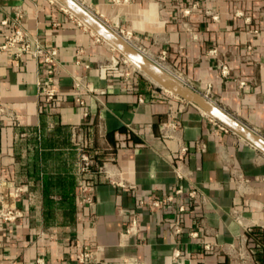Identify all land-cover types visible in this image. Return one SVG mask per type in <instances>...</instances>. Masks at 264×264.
Segmentation results:
<instances>
[{
	"label": "crops",
	"instance_id": "crops-1",
	"mask_svg": "<svg viewBox=\"0 0 264 264\" xmlns=\"http://www.w3.org/2000/svg\"><path fill=\"white\" fill-rule=\"evenodd\" d=\"M79 1L110 25L134 31L151 49L167 50L188 84L264 136V0ZM18 11L31 36L58 48L60 93L57 112L46 113L38 86L46 75L43 59L0 56L2 102L15 115L0 117V195L23 211L14 222L0 220V264H38V258L79 264L77 241L100 244L107 264H178L181 258L261 264L264 153L143 73L127 78L119 51L58 1L0 0V45L11 31L3 21ZM75 77L86 88L77 91ZM79 92L84 106L74 101ZM165 120L179 122L178 138L190 147L189 179L176 176L180 142L162 136ZM129 127L137 130L133 145L116 150L112 160L116 135ZM79 141L98 151L115 178L136 188L117 187L100 174L95 204L81 206ZM14 186L27 191L18 198ZM177 188L184 193L166 201ZM155 200L165 203L155 208ZM134 218L137 232L125 239ZM204 244L217 245L219 253L205 251Z\"/></svg>",
	"mask_w": 264,
	"mask_h": 264
},
{
	"label": "built area",
	"instance_id": "built-area-1",
	"mask_svg": "<svg viewBox=\"0 0 264 264\" xmlns=\"http://www.w3.org/2000/svg\"><path fill=\"white\" fill-rule=\"evenodd\" d=\"M51 2H57L56 0H51ZM195 4L192 6L194 8ZM191 8L185 11V14L190 13ZM72 14V13H71ZM71 16L74 17L72 14ZM99 17V16H98ZM216 17V16H214ZM24 13L18 11L16 15L11 18V20H4L3 24L9 26L11 31L5 36L4 42L0 45V56L3 54L14 55L15 58H22L25 55L31 54L38 59L42 58V63L47 66L46 75L44 79H39V101L43 110L48 114H54L57 112L56 102L59 96V88L56 86V78L60 72V59L59 50L57 47H47L45 44L40 42L37 38L31 36L28 30L23 24ZM76 18V17H75ZM102 19L101 17H99ZM103 20V19H102ZM111 28H113L122 37L126 38L135 48L141 51L144 55L150 57L157 64L169 69L175 76L181 80L188 83L182 74L170 61L169 52L167 50L155 51L150 47L143 44L139 36L135 34L132 30H127L119 25L116 27L110 25L108 22L103 20ZM81 24L82 22L79 21ZM121 65L119 69L124 72L127 78L132 77L133 73L140 72L138 68L127 58L121 57ZM77 62L79 60L77 59ZM223 71L226 73L227 65L223 64ZM80 77H75L74 87L77 91L82 90L85 87L84 82ZM88 91L93 93L94 96L102 93L101 90H96L93 88H87ZM208 96V95H207ZM209 97V96H208ZM210 98V97H209ZM74 101L79 106H84L86 104L85 99L81 96L80 92L74 96ZM84 115H88V112H84ZM9 116L15 117L13 112H10L7 107L2 102V94L0 92V117ZM210 117V116H209ZM212 122L217 124L222 130L229 132L231 131L225 125L217 121L216 119L210 117ZM181 129V125L176 120H165L161 124V134L165 138H178V132ZM133 133H137V130L133 127H129V130L125 133H118L116 135V144L114 152L112 153L111 159H115V151L121 148L132 146V136ZM179 156L177 159V165L175 166L176 176L180 179H189L192 174L188 171L185 165V157L190 151V147L180 141ZM76 149L78 151V184H77V196L78 202L81 206H90L96 202V188L97 184L95 178L97 175L105 174L104 177L107 178L112 184L117 187L122 188H136L135 184H128L123 180L117 179L114 175L107 169L106 162H100L97 158L98 151L91 152L89 150V145L87 142L79 141L76 142ZM14 194L16 197H21L26 191V186H14ZM184 193L183 188H177L174 193L168 195L166 201H172L175 195H180ZM197 194V188L192 187L188 192L190 197H195ZM0 220L2 222L11 223L14 222L19 217L23 216V211L15 206H8L4 203V197L0 195ZM165 203V200H155L152 202L153 207H161ZM180 210H185V206H180ZM138 222L134 218L130 225L124 230L123 236L128 239L130 236L137 232ZM182 227L180 224H176L174 231L176 234L182 232ZM44 237V233L39 234ZM75 250V260L79 264H107L102 257L103 247L95 242H80L77 241L73 244ZM204 249L207 252L219 253L220 248L215 244H204ZM175 258L180 257L179 252H175ZM38 264H44V258H38ZM9 264H18L16 262H10Z\"/></svg>",
	"mask_w": 264,
	"mask_h": 264
},
{
	"label": "water",
	"instance_id": "water-1",
	"mask_svg": "<svg viewBox=\"0 0 264 264\" xmlns=\"http://www.w3.org/2000/svg\"><path fill=\"white\" fill-rule=\"evenodd\" d=\"M57 1L91 29L99 38L105 40L125 55L145 76L159 87L196 105L205 114L216 119L264 153L263 135L243 123L206 94L158 67L129 41L85 7L79 0ZM178 264H191V260L181 258Z\"/></svg>",
	"mask_w": 264,
	"mask_h": 264
},
{
	"label": "bare ground",
	"instance_id": "bare-ground-1",
	"mask_svg": "<svg viewBox=\"0 0 264 264\" xmlns=\"http://www.w3.org/2000/svg\"><path fill=\"white\" fill-rule=\"evenodd\" d=\"M126 39V38H125ZM127 40V39H126ZM128 41V40H127ZM146 56V55H145ZM149 60H151L153 63H155L158 67H160L161 69H163L165 72H167L168 74H171L173 76H175L169 69L157 64L156 62H154L150 57L146 56ZM177 77V76H175ZM178 78V77H177Z\"/></svg>",
	"mask_w": 264,
	"mask_h": 264
},
{
	"label": "rangeland",
	"instance_id": "rangeland-1",
	"mask_svg": "<svg viewBox=\"0 0 264 264\" xmlns=\"http://www.w3.org/2000/svg\"><path fill=\"white\" fill-rule=\"evenodd\" d=\"M118 51V50H117ZM119 54H120V56L121 57H124L125 55H123L120 51H119ZM139 70V69H138ZM141 72V71H140ZM142 73V72H141ZM156 84V83H155ZM156 86H158L157 84H156ZM159 87V86H158ZM161 88V87H160ZM164 90V89H163ZM166 92H167V90H166ZM169 92V91H168Z\"/></svg>",
	"mask_w": 264,
	"mask_h": 264
},
{
	"label": "trees",
	"instance_id": "trees-1",
	"mask_svg": "<svg viewBox=\"0 0 264 264\" xmlns=\"http://www.w3.org/2000/svg\"><path fill=\"white\" fill-rule=\"evenodd\" d=\"M260 261H261V264H264V258H260Z\"/></svg>",
	"mask_w": 264,
	"mask_h": 264
}]
</instances>
